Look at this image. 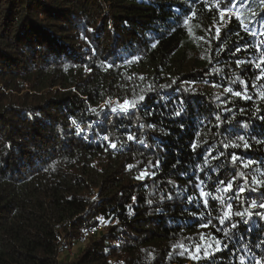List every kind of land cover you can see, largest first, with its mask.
<instances>
[{"label": "trees", "instance_id": "obj_1", "mask_svg": "<svg viewBox=\"0 0 264 264\" xmlns=\"http://www.w3.org/2000/svg\"><path fill=\"white\" fill-rule=\"evenodd\" d=\"M262 71L264 0H0V264H264Z\"/></svg>", "mask_w": 264, "mask_h": 264}, {"label": "snow or ice", "instance_id": "obj_2", "mask_svg": "<svg viewBox=\"0 0 264 264\" xmlns=\"http://www.w3.org/2000/svg\"><path fill=\"white\" fill-rule=\"evenodd\" d=\"M223 16H224V13L222 12V13H221V19H223ZM237 51H239V49H237ZM256 67L259 68L260 65L257 64ZM261 75H264V71H262ZM258 79H259V77H258ZM235 94H236L237 96H240V93H239V92H236ZM245 98H250V97H245ZM144 99H145L144 97H141V100H144ZM128 103H129L128 101H125V104H126V105H127ZM93 111H95V110H93ZM113 111H115V109H113ZM241 111H243V110H241ZM241 138H242V137H241ZM113 147H115V145H113ZM245 147L247 148L248 145L245 144ZM193 148H195V145H193ZM235 159H236V157H233V160H235ZM249 163H251V161H249ZM231 187H232V185L229 184V185H228V188H231ZM244 191H245V189H244L243 187H241V188L239 189V192L236 194L237 197H239V193H240V192H244ZM205 203H206V201H205ZM255 206H256V205H255V202H253L252 207H255ZM229 207H231V205H229ZM261 207L264 208V205H261ZM236 215H237V216H242L243 213H239V212H238V213H236ZM258 215H259V213H258ZM221 223H224V221L222 220ZM245 223H247V221H245ZM232 226H233V228H236V227H237L236 224H233Z\"/></svg>", "mask_w": 264, "mask_h": 264}, {"label": "built area", "instance_id": "obj_3", "mask_svg": "<svg viewBox=\"0 0 264 264\" xmlns=\"http://www.w3.org/2000/svg\"><path fill=\"white\" fill-rule=\"evenodd\" d=\"M100 230H102V224H97L96 226L87 229L86 231H84V233H83L82 236H81V239H80L81 242H85L86 239H87L89 236L95 234L96 232H98V231H100Z\"/></svg>", "mask_w": 264, "mask_h": 264}]
</instances>
